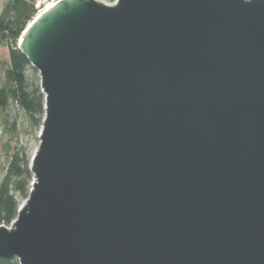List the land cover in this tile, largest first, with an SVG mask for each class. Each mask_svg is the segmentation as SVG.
I'll list each match as a JSON object with an SVG mask.
<instances>
[{
  "label": "water",
  "instance_id": "95a60500",
  "mask_svg": "<svg viewBox=\"0 0 264 264\" xmlns=\"http://www.w3.org/2000/svg\"><path fill=\"white\" fill-rule=\"evenodd\" d=\"M17 48L44 96L18 264H264V0H57Z\"/></svg>",
  "mask_w": 264,
  "mask_h": 264
},
{
  "label": "trees",
  "instance_id": "16d2710c",
  "mask_svg": "<svg viewBox=\"0 0 264 264\" xmlns=\"http://www.w3.org/2000/svg\"><path fill=\"white\" fill-rule=\"evenodd\" d=\"M37 0H6L0 10V46L7 47L6 61H0V110L4 113L15 105L26 117L32 132L40 129L44 114V96L40 91L37 71L17 48L18 40L36 16ZM5 122V119H4ZM6 123V122H5ZM11 130H15L13 125ZM30 156L25 145L17 147L10 157L0 182V225L8 226L15 218L16 195L26 198L32 179ZM0 264H18L16 259L0 258Z\"/></svg>",
  "mask_w": 264,
  "mask_h": 264
},
{
  "label": "rangeland",
  "instance_id": "374dc122",
  "mask_svg": "<svg viewBox=\"0 0 264 264\" xmlns=\"http://www.w3.org/2000/svg\"><path fill=\"white\" fill-rule=\"evenodd\" d=\"M39 2L38 10L36 15L45 9L48 2H55L57 0H49L47 2L43 0H37ZM105 2L112 3L114 0H104ZM6 0H0V10ZM8 57L7 47L0 46V61H6ZM39 78L34 81L38 83ZM5 119V122H4ZM13 125L15 130H11ZM39 129L32 132L27 127V121L24 113L18 110L15 105L10 107L6 113L0 110V182L5 174L9 160L13 152L17 147L25 145L28 149V154L31 156L32 152L38 145L37 134ZM16 199L20 204L25 198L16 195Z\"/></svg>",
  "mask_w": 264,
  "mask_h": 264
},
{
  "label": "bare ground",
  "instance_id": "6f19581e",
  "mask_svg": "<svg viewBox=\"0 0 264 264\" xmlns=\"http://www.w3.org/2000/svg\"><path fill=\"white\" fill-rule=\"evenodd\" d=\"M43 1L47 2V1H49V0H43ZM51 5H52V2H48V3L46 4L45 8H47V7L51 6Z\"/></svg>",
  "mask_w": 264,
  "mask_h": 264
},
{
  "label": "built area",
  "instance_id": "2783aa9c",
  "mask_svg": "<svg viewBox=\"0 0 264 264\" xmlns=\"http://www.w3.org/2000/svg\"><path fill=\"white\" fill-rule=\"evenodd\" d=\"M39 6V2L37 3V7Z\"/></svg>",
  "mask_w": 264,
  "mask_h": 264
}]
</instances>
